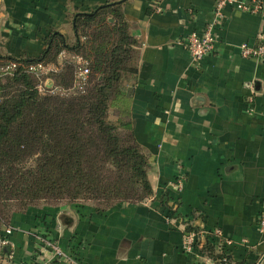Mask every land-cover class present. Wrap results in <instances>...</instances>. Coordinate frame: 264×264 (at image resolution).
<instances>
[{"label": "crops", "instance_id": "0c3cea01", "mask_svg": "<svg viewBox=\"0 0 264 264\" xmlns=\"http://www.w3.org/2000/svg\"><path fill=\"white\" fill-rule=\"evenodd\" d=\"M121 1L0 0V53L40 58L54 34L75 41V15ZM215 3H122L139 54L138 74L126 84L127 115L148 154L153 195L102 212L62 205L16 214L9 225L12 264H62L44 240L80 264H205L182 251L185 224L206 233L220 229L234 242L230 264H264L258 229L264 212V58L246 59L239 50L264 42V11L226 8L215 31L216 52L195 62L181 44L214 21ZM180 179L178 193L173 185Z\"/></svg>", "mask_w": 264, "mask_h": 264}, {"label": "trees", "instance_id": "16d2710c", "mask_svg": "<svg viewBox=\"0 0 264 264\" xmlns=\"http://www.w3.org/2000/svg\"><path fill=\"white\" fill-rule=\"evenodd\" d=\"M72 26L75 41L54 34L40 58L0 53V229L41 202L102 212L153 195L148 154L127 115L139 54L123 4L77 14ZM40 65L52 82L42 91ZM204 251L222 259L209 243Z\"/></svg>", "mask_w": 264, "mask_h": 264}, {"label": "built area", "instance_id": "2783aa9c", "mask_svg": "<svg viewBox=\"0 0 264 264\" xmlns=\"http://www.w3.org/2000/svg\"><path fill=\"white\" fill-rule=\"evenodd\" d=\"M232 7L236 10L258 15L264 11V0H251L246 2L244 0H216L214 21L206 27L205 31L199 35L192 33L183 42L182 46L189 52L195 62H201L204 58L213 55L217 50V37L215 34L216 27L219 21L223 18L226 8ZM260 38V43L257 45H249L244 43L239 46V50L243 58L258 59L264 58V42ZM78 63L83 65L81 70V77L86 78L89 74L87 62L77 58ZM33 71H39L38 77L40 80L39 91H42L46 85L49 84V79L46 78L48 70L43 66H38ZM251 88V85H248ZM252 102V101H251ZM251 112V111H250ZM253 113V110L252 112ZM250 113V114H251ZM184 179L177 180L174 183V188L178 193H181L184 188ZM177 204H175V207ZM172 218H166V223H171ZM186 223V222H185ZM185 233L182 243V251L195 258L203 259L205 264H230L228 261L230 251L234 247V242L224 236L222 231L218 228L209 233L204 232L202 229L185 224ZM258 229L261 236H264V212L261 214ZM11 226H4L0 229V264H12L14 259V245L10 239L13 232ZM45 246L52 252L53 259L58 260L62 264H80L78 260L69 255L59 245L53 241L44 240ZM209 243L213 246L215 255L222 259L212 258L208 252L204 251V246ZM264 256L260 263H262Z\"/></svg>", "mask_w": 264, "mask_h": 264}, {"label": "rangeland", "instance_id": "374dc122", "mask_svg": "<svg viewBox=\"0 0 264 264\" xmlns=\"http://www.w3.org/2000/svg\"><path fill=\"white\" fill-rule=\"evenodd\" d=\"M115 117H116V113H115V110L114 109H112L111 111H110V120H115ZM44 205H45V203L44 202H41V203H39V204H36V208L37 207H40V208H42V207H44ZM7 226H9V225H7ZM3 228V227H2ZM1 228V229H2Z\"/></svg>", "mask_w": 264, "mask_h": 264}, {"label": "water", "instance_id": "95a60500", "mask_svg": "<svg viewBox=\"0 0 264 264\" xmlns=\"http://www.w3.org/2000/svg\"><path fill=\"white\" fill-rule=\"evenodd\" d=\"M126 0H122L120 3H124ZM48 87H52V82H49Z\"/></svg>", "mask_w": 264, "mask_h": 264}]
</instances>
